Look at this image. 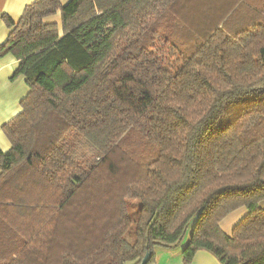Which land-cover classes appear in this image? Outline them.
<instances>
[{
	"label": "trees",
	"instance_id": "16d2710c",
	"mask_svg": "<svg viewBox=\"0 0 264 264\" xmlns=\"http://www.w3.org/2000/svg\"><path fill=\"white\" fill-rule=\"evenodd\" d=\"M0 18L29 87L3 126L0 264H150L188 233L183 264H264V0H35Z\"/></svg>",
	"mask_w": 264,
	"mask_h": 264
},
{
	"label": "crops",
	"instance_id": "0c3cea01",
	"mask_svg": "<svg viewBox=\"0 0 264 264\" xmlns=\"http://www.w3.org/2000/svg\"><path fill=\"white\" fill-rule=\"evenodd\" d=\"M34 1L0 0V12L6 13L15 21H18L25 8ZM69 1L61 0L63 5ZM47 21L58 23L61 26V13L58 12L55 16L48 18ZM10 31V28L0 18V44L7 41ZM17 64V59L13 54L0 55V148L3 151H8L11 148L10 140L6 136L3 126L22 111L21 102L29 93V87L24 76L13 78ZM221 227L226 233H229V228L223 226V221ZM189 238L190 233L184 241L173 248L156 246L154 248V261L150 264H183V250L189 242ZM193 264L221 263L209 251L200 250L197 252Z\"/></svg>",
	"mask_w": 264,
	"mask_h": 264
},
{
	"label": "rangeland",
	"instance_id": "374dc122",
	"mask_svg": "<svg viewBox=\"0 0 264 264\" xmlns=\"http://www.w3.org/2000/svg\"><path fill=\"white\" fill-rule=\"evenodd\" d=\"M260 206L264 207V200L260 203ZM247 213H248V209L246 208V206H242V207H239L238 209H236L235 211H233L232 213H230L223 220V226H227V228H229L228 234H232L233 229L235 227V224H237L242 218H244Z\"/></svg>",
	"mask_w": 264,
	"mask_h": 264
},
{
	"label": "water",
	"instance_id": "95a60500",
	"mask_svg": "<svg viewBox=\"0 0 264 264\" xmlns=\"http://www.w3.org/2000/svg\"><path fill=\"white\" fill-rule=\"evenodd\" d=\"M149 257H150V255L148 254V255L144 258V260L142 261L141 264H148Z\"/></svg>",
	"mask_w": 264,
	"mask_h": 264
}]
</instances>
